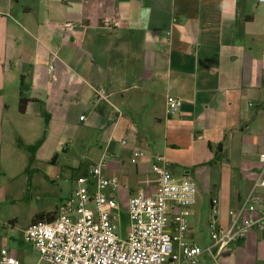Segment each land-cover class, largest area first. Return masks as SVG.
Returning a JSON list of instances; mask_svg holds the SVG:
<instances>
[{"label": "crops", "instance_id": "crops-1", "mask_svg": "<svg viewBox=\"0 0 264 264\" xmlns=\"http://www.w3.org/2000/svg\"><path fill=\"white\" fill-rule=\"evenodd\" d=\"M168 96L182 101L174 114L168 113ZM21 98L28 99L24 112ZM144 113L154 129L164 127L174 150L188 149L189 157L200 155L199 142L206 141L207 160L198 166L220 170L209 203L220 200L217 223L226 227L228 211L251 187L264 152V4L0 0V154L14 144L27 152L21 158L25 174L41 171L39 164L57 166L60 154L80 141L88 153L98 149L102 156L75 162L73 182L75 171L86 175L103 158L105 174L119 180V195L130 198L143 187L153 193L155 184H145L153 179L145 168L149 159H135L123 144L126 138L133 145L148 140L139 132ZM43 137L29 167L26 147ZM194 222L186 237L201 245L190 239ZM203 261L264 264V221L217 260L205 253Z\"/></svg>", "mask_w": 264, "mask_h": 264}, {"label": "built area", "instance_id": "built-area-1", "mask_svg": "<svg viewBox=\"0 0 264 264\" xmlns=\"http://www.w3.org/2000/svg\"><path fill=\"white\" fill-rule=\"evenodd\" d=\"M258 2L264 4V0ZM181 107L180 99L167 97L169 114ZM140 156L133 153L135 159ZM258 163L251 187L238 207L228 211L226 227L217 223L220 200L211 199L212 247L187 240L197 187L188 177L175 178L162 156L153 158L154 178L145 181L146 185L155 184L153 193L148 194L143 187L128 200L130 227L125 238L118 235L116 223L120 183L115 176L105 174L102 158L88 174L74 180L71 196L58 206L51 220H39L27 227L24 240L40 254L37 264H200L205 253L217 260L225 248L246 239L264 221V152L259 154ZM0 264L24 262L10 249L0 248Z\"/></svg>", "mask_w": 264, "mask_h": 264}, {"label": "rangeland", "instance_id": "rangeland-1", "mask_svg": "<svg viewBox=\"0 0 264 264\" xmlns=\"http://www.w3.org/2000/svg\"><path fill=\"white\" fill-rule=\"evenodd\" d=\"M151 119L148 113L139 117L142 125L139 132L148 139L145 144L139 141L133 145L127 138L125 142H128V147L133 152L142 154L140 158L149 159L145 168L150 178H154L152 164L156 156H163L173 163L171 172L177 179H182L186 171L192 173L191 178L196 184L198 196L196 204L191 207L189 219L190 223L195 219V229L190 239H195L201 246L210 245L212 241L208 223L212 211L209 200L211 194L215 195L210 192H214L215 185L221 183L220 170H216V167L211 168L209 163L198 166V162L207 160L209 150L206 141L199 142L200 155L189 157L188 149L174 150L165 138L164 127L154 129ZM92 135L91 138L94 139L95 136ZM100 154L101 151L98 149L96 153H88L87 148L79 141L70 153L60 154L57 166L39 164L41 171L33 169L25 174L23 172L25 165H22L21 158L29 154L22 152L16 144L8 149L2 148L0 154V248H9L15 255H17L16 252L21 253L25 264H37L40 261V254L32 244L24 240V231L36 215L56 212L58 206L71 196L75 189V184L71 180V174H73L71 166L75 162L86 164L96 162L102 156ZM214 162H216L215 159ZM44 173L49 174V178H46ZM73 176L76 179L80 176L79 172L75 171ZM28 178H30L29 182ZM119 190L117 192L119 204L118 218H116L117 233L121 238H125L130 227L127 213L129 197L123 193L119 195ZM202 264L206 262L203 261Z\"/></svg>", "mask_w": 264, "mask_h": 264}, {"label": "trees", "instance_id": "trees-1", "mask_svg": "<svg viewBox=\"0 0 264 264\" xmlns=\"http://www.w3.org/2000/svg\"><path fill=\"white\" fill-rule=\"evenodd\" d=\"M27 102H28V99H24V98H21L20 99V102H19V111L20 112H24L25 106H26ZM43 140H44V137L41 138L35 145H33V146H27L26 147L27 151H29L31 153V157L29 159V167H30V165L34 161V152L42 144ZM27 172H29V171H27ZM29 180H30V178H28V182H29ZM54 215H55V212L54 213L53 212H50V213H40V214L36 215L32 219V222L31 223L36 222V221H39V220H51Z\"/></svg>", "mask_w": 264, "mask_h": 264}]
</instances>
